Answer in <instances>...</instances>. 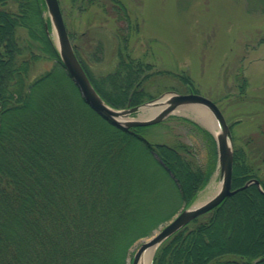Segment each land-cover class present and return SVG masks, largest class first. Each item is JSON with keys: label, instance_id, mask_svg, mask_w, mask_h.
Here are the masks:
<instances>
[{"label": "trees", "instance_id": "16d2710c", "mask_svg": "<svg viewBox=\"0 0 264 264\" xmlns=\"http://www.w3.org/2000/svg\"><path fill=\"white\" fill-rule=\"evenodd\" d=\"M110 2L129 24L125 3ZM51 29L45 0H0V264H131L133 245L208 183L216 142L205 131V168L188 143H154L146 126L112 123L84 100ZM118 35V63L99 77L90 46L74 48L106 102L137 105L152 98L147 80L162 71L131 57L128 34ZM41 60L51 66L34 75ZM174 75L193 89L189 74ZM252 153L234 145L232 187L258 178L262 189L250 183L225 197L165 239L152 264H264V148Z\"/></svg>", "mask_w": 264, "mask_h": 264}, {"label": "rangeland", "instance_id": "374dc122", "mask_svg": "<svg viewBox=\"0 0 264 264\" xmlns=\"http://www.w3.org/2000/svg\"><path fill=\"white\" fill-rule=\"evenodd\" d=\"M122 1L127 6L129 24L117 19L110 0H95L88 7V0H59L73 45L90 46L85 56L91 58V72L99 77L115 69L119 60L115 54L118 34L127 33V52L131 57L149 63L152 72L162 71L147 80L145 87L151 99L172 90H194L218 104L231 125L233 146H243L252 154L263 149L264 0ZM105 3L107 10L103 8ZM50 34L56 42L54 28ZM99 37L102 40L97 41ZM81 38H86L83 43ZM50 66L51 61L41 60L33 74ZM186 73L193 89L174 75ZM205 131L215 140L214 132L194 112L184 113L176 108L161 122L146 126L143 134L154 143H188L196 163L207 168L212 140ZM217 166L218 152L210 180H220ZM260 174H264V165ZM210 180L190 204L205 194ZM166 223L133 245L130 261L141 243Z\"/></svg>", "mask_w": 264, "mask_h": 264}, {"label": "water", "instance_id": "95a60500", "mask_svg": "<svg viewBox=\"0 0 264 264\" xmlns=\"http://www.w3.org/2000/svg\"><path fill=\"white\" fill-rule=\"evenodd\" d=\"M45 3L52 27L56 32V43L65 68L78 86L84 100L112 123L124 129L147 126L162 121L172 113L174 109L183 105H200L211 111L220 127L217 135L214 133L218 150L217 171L219 172V178L221 180L218 191L203 202L196 203L197 201H195L188 207L181 209L157 233L142 242L135 251L132 259V264H139L147 248L155 246L156 250V248L169 236L173 235L196 217L210 211L222 202L225 197L232 195L240 189L232 188L234 146L230 125L215 101L194 91L181 93L172 90L141 104H128V106L122 108L111 106L95 88L77 57L63 18L59 0H45ZM46 28L48 29L47 24ZM166 95L169 96L164 98ZM149 105L154 108L160 106V108L153 113L144 115V111L146 110L145 106ZM134 113L136 116H132ZM252 182H255L260 187V181L254 178L249 180L242 188Z\"/></svg>", "mask_w": 264, "mask_h": 264}, {"label": "bare ground", "instance_id": "6f19581e", "mask_svg": "<svg viewBox=\"0 0 264 264\" xmlns=\"http://www.w3.org/2000/svg\"><path fill=\"white\" fill-rule=\"evenodd\" d=\"M167 96H169V95H166L164 98H166ZM145 108H146V110L144 111V115L157 111L160 108V106L154 108L153 106L149 105V106H145ZM179 108L184 113H186V110H191L192 112H194L196 117L202 122V124H204L208 129L212 130L217 135V132L220 129V127H219L218 122L216 121L215 117L211 113V111H209L203 107H198V106H194V105H183ZM233 163H234V158H233ZM252 179H254V178H252ZM252 183H255V182H252ZM220 185H221V180H219V181H216L215 179L210 180L205 194H202V196L200 197V199L197 200L196 203L203 202V201L207 200L208 198H210L211 196H213L218 191ZM260 187L262 189L261 183H260ZM238 188L242 189V186L238 187ZM233 189H236V188H233ZM154 251H155V246H151V247L147 248L146 251L144 252V255L140 259L139 264H152L151 261H152V256L154 254Z\"/></svg>", "mask_w": 264, "mask_h": 264}]
</instances>
